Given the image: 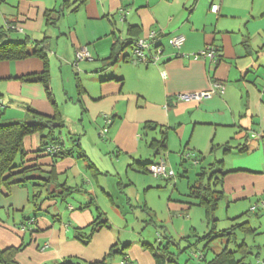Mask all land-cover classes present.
<instances>
[{"label":"crops","instance_id":"0c3cea01","mask_svg":"<svg viewBox=\"0 0 264 264\" xmlns=\"http://www.w3.org/2000/svg\"><path fill=\"white\" fill-rule=\"evenodd\" d=\"M80 2L69 0L66 7L62 0H0V36L5 41L45 39L54 100L42 82L26 80L44 68L30 45L26 57L0 61L1 119L26 121L34 117L33 110L58 115L64 126L55 131L56 136L67 147L72 146L69 136H80L81 142V149L54 161L39 150L40 133L24 138L26 153L18 159L36 170L28 174L29 180L1 188L0 251L20 247L15 255L20 264H156L140 238L119 231L104 211L106 201L121 216L125 211L123 203L105 195L110 186L118 193L108 178L124 186L122 176L129 169L146 173L149 164L146 172L141 164L161 160L174 171L176 164L186 172L191 157L200 154L205 160L203 154L211 151L219 156L195 163L201 171L194 184L189 181L186 198L175 207L189 209L191 187L207 182L201 173L215 161L227 171L223 198L229 195L236 202L259 197L256 204H260L264 199V0ZM212 3L219 5L217 13L210 10ZM153 30L157 31L153 46L160 44L162 49L159 59L132 61L133 44H122L148 38ZM175 34L185 36L179 49L169 40ZM84 46L91 57L75 63L78 49ZM205 49L215 58L194 56ZM215 83L224 85L223 92L215 91L199 103L175 101L178 94L211 91ZM106 116L112 117V123L103 139L100 131ZM163 136L165 146L157 153L151 143ZM49 172L57 174V182L46 185L37 179ZM147 181L152 184L145 195L158 185L154 179ZM73 195L78 206L71 201ZM101 221L107 223L98 225ZM111 248L116 252L109 256Z\"/></svg>","mask_w":264,"mask_h":264},{"label":"trees","instance_id":"16d2710c","mask_svg":"<svg viewBox=\"0 0 264 264\" xmlns=\"http://www.w3.org/2000/svg\"><path fill=\"white\" fill-rule=\"evenodd\" d=\"M83 2L84 0H81L80 3ZM62 5L66 7L70 6L69 0H62ZM47 20L53 25L56 23L55 21H53V19L51 20V18H48ZM137 39H127L122 45L128 46L134 44V42ZM44 40L45 39L41 41H31L29 37H26L23 40L5 41V39L2 36H0V61L4 59L12 60V59L24 58L28 55V47L30 45L33 46L34 48L31 54L43 59L44 68L41 73L36 74L32 77H28L26 80L30 82H42L46 88V92L49 99L53 103L54 100L52 98V94L49 89V77H50L49 60L46 54V46ZM159 45L158 47H160ZM112 56H113L112 58L115 59L116 57L115 54H113ZM2 112L3 111L1 107L0 108V193H1V188L3 186H8V185L10 186L12 184L21 183L29 180L30 178L28 177V174L36 170L34 167H24L23 158L17 162L19 155L24 156L26 153L24 148V138L27 135L33 134L35 132L40 133L41 146L39 150L46 151L54 161L72 154L73 150L76 151V149L78 148L81 149L80 136L78 137L69 136V139L72 144L71 147L70 146L67 147L66 143L61 139L59 135L56 136L55 131L60 130V128L64 126L63 122L58 120V115H56L55 117H50L43 115L37 112L36 110H33L34 117L32 119H36L37 124L34 126H30L26 123V121H10V122L3 121L1 119ZM54 122H59L61 125L59 127H54L53 126ZM147 127L152 128L153 125L147 123ZM107 135L108 132L105 134V136L103 137L101 136V138L104 139L106 138ZM164 144H165L164 136L160 140H153V142L151 143V145L153 146L155 145L157 153L159 152L160 147L165 146ZM80 153H82L83 156L86 155L85 152H80ZM187 155L189 156L190 154ZM194 162L196 164L199 163L198 160L196 159H194ZM148 164L150 163L141 164L145 172H146L145 168ZM210 164H211L210 167L208 169H205L204 172L201 173L208 177L207 182L206 183L201 182L199 185H194V187L193 186L191 187V193L190 195H188L191 200L188 201L187 203L190 206L193 204L204 206L208 218V222L212 225L211 230L208 232V234L201 237L202 238L201 240L204 239L207 240L205 249L206 247L209 246L210 241L215 238L226 237V246L220 252L215 253L210 259H208L206 255L201 254L200 255L201 260L198 264H251L250 260L252 257H255L259 261L260 249L263 246L259 244L251 245L249 244V242L245 237L247 234H251V235L253 234L254 236L260 234V232L258 231V227H252L249 220L235 221L233 224H231L230 227L220 231L217 230L218 218L215 216V213L219 207V200L223 198V188H222L223 180H224V175L227 174V171L224 170L222 166L223 163L221 161L211 162ZM56 175L57 174H53L52 172H49L43 178L40 177L37 179L43 180L44 184L46 182V185H50L52 181L57 182ZM72 189L75 188H68L67 190L71 191ZM52 194L53 193H49L50 196H53ZM257 205H258L257 208L254 210L256 214L258 213L256 210H260L259 206L264 207L261 204H257ZM242 216L243 215L233 218V220H236L237 218H241ZM100 217H102V215H100ZM103 223L105 225L107 222L101 221L98 223V225H101ZM96 225H97L96 222L93 223V228L95 230L97 228ZM239 232L245 234L244 239L241 242L238 241ZM167 240L169 241H167L165 244L160 241V243H157L156 245L145 241L143 242V246L148 248L152 252L156 260V264H178L174 258L175 254L170 252L169 244L172 243L173 241L170 240V237H168ZM232 243L234 244V248H231ZM20 249H21L20 247H9L7 249L0 251V264H20L15 258L16 253ZM115 252L116 250L114 248H111V250L109 251V256H111Z\"/></svg>","mask_w":264,"mask_h":264},{"label":"rangeland","instance_id":"374dc122","mask_svg":"<svg viewBox=\"0 0 264 264\" xmlns=\"http://www.w3.org/2000/svg\"><path fill=\"white\" fill-rule=\"evenodd\" d=\"M203 155L206 156L205 160L202 159V155L195 154L199 163L213 161L216 156H219V154L211 153V151L205 152ZM185 156L188 155L185 153ZM107 157L114 158L112 155H107ZM177 160L176 162L179 163L180 158ZM18 161L19 159H17ZM199 166L195 164L192 157L187 161L186 168L188 171L186 172H183L181 166L175 164L176 173L173 179L156 178L150 172L144 173L129 169L127 175L122 176L125 185L121 187L118 186V180L110 177L108 181L115 188L118 187V193H115L110 186L109 189H111L105 195H113L115 201L123 203L125 206L124 216L115 212L111 202H104L103 209L109 213L108 217L115 223L116 227L118 226L119 231L140 238L139 240L142 243L145 241L156 245L161 241L165 244L169 241L167 238L170 237V240L174 242L169 244L170 252L175 254L174 258L178 264H198L201 260V254L210 259L226 246V237L212 239L205 249L207 240H201V237L208 234L212 225L208 222L204 206L193 204L188 210H179L175 207L179 204L178 202L186 198L185 191H187L189 181L191 184L195 183V179L201 171ZM91 179L97 182L93 176H91ZM148 179L156 180L158 185L149 189L145 195V190L152 184V181L151 183H149L150 181L146 182ZM137 192L140 194L137 195ZM73 196L71 201L78 206L77 195ZM106 196L105 199H107ZM258 198L252 197L251 199L247 198L235 202L228 195L226 198L219 200V207L215 213L218 218V231L228 228L235 221L240 220H249L252 227H258L260 234L255 236L247 234L245 236L249 244L263 246L260 249L261 259L258 261L255 257H252L251 264H263L264 259V207L259 206L260 210H256L257 214L251 209L253 205L259 202ZM241 215H243L241 218L233 220V218ZM244 235L238 233L239 242L244 239ZM231 248H234L233 243Z\"/></svg>","mask_w":264,"mask_h":264},{"label":"built area","instance_id":"2783aa9c","mask_svg":"<svg viewBox=\"0 0 264 264\" xmlns=\"http://www.w3.org/2000/svg\"><path fill=\"white\" fill-rule=\"evenodd\" d=\"M210 10L212 12L217 13L219 11V5L216 3H212ZM156 35L157 31L153 30L150 32L148 38H138L134 44H133V57L132 61L134 62H150V61H156L159 59L160 55L162 54L161 47L153 46L156 41ZM170 43L175 48L179 49L182 47V45L185 42V36L183 34H175L169 38ZM195 57H204V56H210L211 58H215L212 51L205 49L199 53H196L194 55ZM91 54L86 46L81 47L78 49L76 53V59L75 63H77L80 60L90 58ZM224 85L222 83H215L214 88L211 91H204V92H192V93H182L178 94L175 97V101L178 102H201L204 99L209 98L212 93L215 91L223 92ZM4 105L3 99L0 96V108ZM112 119L111 117L106 116V125L102 128L100 131V135L103 137L109 130V125L111 124ZM147 170L152 173L154 176H161L164 178H173L175 177V171L171 168L167 167L166 162L163 160L159 162H153L150 163L147 167ZM261 205L264 206V200L260 202ZM257 204L252 206V210H255L257 208Z\"/></svg>","mask_w":264,"mask_h":264},{"label":"water","instance_id":"95a60500","mask_svg":"<svg viewBox=\"0 0 264 264\" xmlns=\"http://www.w3.org/2000/svg\"><path fill=\"white\" fill-rule=\"evenodd\" d=\"M26 123L30 126H34L37 124V120L36 119H28L26 120ZM61 124L59 122H54L53 123V126L54 127H59Z\"/></svg>","mask_w":264,"mask_h":264}]
</instances>
